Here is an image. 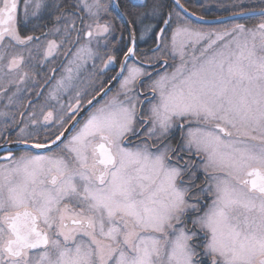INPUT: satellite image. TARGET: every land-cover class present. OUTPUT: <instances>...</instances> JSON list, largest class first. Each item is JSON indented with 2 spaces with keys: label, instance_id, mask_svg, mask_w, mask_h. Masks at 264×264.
Masks as SVG:
<instances>
[{
  "label": "snow or ice",
  "instance_id": "obj_1",
  "mask_svg": "<svg viewBox=\"0 0 264 264\" xmlns=\"http://www.w3.org/2000/svg\"><path fill=\"white\" fill-rule=\"evenodd\" d=\"M42 6L64 22L44 58L71 57L49 99L75 95L0 145V264H264V20L204 30L179 0L166 19L165 0H78L67 14L57 0H0V71L16 83L39 39L21 26ZM116 20L131 45L119 71L78 89ZM138 32L156 41L139 56Z\"/></svg>",
  "mask_w": 264,
  "mask_h": 264
},
{
  "label": "flooded vegetation",
  "instance_id": "obj_2",
  "mask_svg": "<svg viewBox=\"0 0 264 264\" xmlns=\"http://www.w3.org/2000/svg\"><path fill=\"white\" fill-rule=\"evenodd\" d=\"M182 5H184L189 11L195 13L198 16L204 18H213L217 16H222L229 14L227 12H222L221 14L214 15L213 11L217 10L212 3H207L205 0H194L190 2L189 0H179ZM42 5H47L52 3V0H40ZM63 4V11L67 13H75L77 9L72 5L78 3V0H57ZM122 4L126 5L128 0H121ZM167 5L165 9V16L167 18V11L173 10V0H165ZM214 9V10H213ZM138 11H144L143 8L138 9ZM179 11H181L179 9ZM82 15L86 14L83 9L80 10ZM182 12V11H181ZM184 14V13H183ZM19 17L22 18V12H19ZM59 15L57 12H53L46 7H41L37 17L32 18V23L28 25L21 26V32L25 35H34L39 37L38 40L31 42L28 47L32 49L33 57L31 63L24 68L29 75L25 78L24 83H16L18 79L17 73H11L5 75L0 71V145H4L8 141L15 142L18 139V133L20 128L24 127L25 123L30 120L29 114L31 112L36 113V118L42 121V116L48 110H52L54 114H59L61 112L60 104L67 106L68 103L72 102L74 98V91L69 90L68 92H61L59 103L55 100L49 99V93L56 87V81L66 74L65 69L70 66L68 61L71 57L65 56L63 53L64 48L59 49L58 54H54L53 57L48 59L44 58V51L48 40H56L60 43L63 37V21H57L55 16ZM185 15V14H184ZM189 18V17H188ZM174 19V17H173ZM192 22V27L195 29H214L220 24H203L194 21L189 18ZM103 22V20L101 21ZM116 25L119 31L114 34V36L109 37V45L107 48L100 47L99 52L105 58L101 60L99 57L93 59H88L87 63L80 69L79 80L74 79L73 83L77 85L78 89H82L84 85L81 81L86 80L90 74H95L101 80H107L111 76H115L119 71V63L123 61V51L126 47L131 46L128 44V32L125 30L126 26L121 27V21L116 20ZM157 25L156 31L160 27H167L162 23L157 21H151ZM55 27H61V32L56 33L54 31ZM82 27L80 20H76V28ZM175 27V24L172 25ZM53 29L52 32L49 30ZM48 33L47 36L44 34ZM73 37L76 33L72 34ZM170 36V32L168 33ZM137 39V55L139 56L141 52L148 51V49L155 47V36L152 34L145 35L141 38L140 33L136 34ZM168 41L166 40V43ZM83 43V41H82ZM94 51L96 50V45H92ZM199 47V46H197ZM74 50V49H73ZM111 54L116 57V64L110 65L108 68H104L103 64L107 57L105 55ZM172 63L171 57H166ZM93 63L95 67H93ZM131 63V61H130ZM175 63H179V57L177 56ZM54 70V71H53ZM149 71L155 73V69L149 68ZM163 71V69H160ZM171 71V69H168ZM19 89V90H18ZM41 92L42 95L37 96L36 93ZM31 102V103H30ZM43 109V113L41 112ZM30 130L37 132L38 135L44 136L47 132L43 129L38 128L35 125L30 126ZM18 148L22 149L23 147ZM4 151H0V156L6 155ZM14 154L19 155V151L14 149ZM198 176L203 179V173H198ZM199 182V181H198Z\"/></svg>",
  "mask_w": 264,
  "mask_h": 264
},
{
  "label": "trees",
  "instance_id": "obj_3",
  "mask_svg": "<svg viewBox=\"0 0 264 264\" xmlns=\"http://www.w3.org/2000/svg\"><path fill=\"white\" fill-rule=\"evenodd\" d=\"M190 2L194 0H189ZM208 4L211 2L212 5L217 9L214 10V15L221 14L222 12L234 13L238 11H246L264 8V0H205ZM228 6V7H227ZM228 9H227V8ZM261 16L249 17L234 22H240L243 24H256L261 20Z\"/></svg>",
  "mask_w": 264,
  "mask_h": 264
},
{
  "label": "water",
  "instance_id": "obj_4",
  "mask_svg": "<svg viewBox=\"0 0 264 264\" xmlns=\"http://www.w3.org/2000/svg\"><path fill=\"white\" fill-rule=\"evenodd\" d=\"M179 3L181 4L180 1H179ZM185 9H187L185 6L183 8H180V10L186 16H188L189 18L193 19L194 21H196L198 23L220 24V23H225L228 21L230 22V21L240 20V19H244V18L259 16L258 14H255V13H258L261 8L253 9V10H246V11H238V12L229 13V14L222 15V16L213 17V18H204V17L198 16L196 14L193 16L191 11H189L188 9H187V11H185ZM242 13H243V15H242ZM113 83H115V82H113ZM19 147H23V146H19Z\"/></svg>",
  "mask_w": 264,
  "mask_h": 264
},
{
  "label": "rangeland",
  "instance_id": "obj_5",
  "mask_svg": "<svg viewBox=\"0 0 264 264\" xmlns=\"http://www.w3.org/2000/svg\"><path fill=\"white\" fill-rule=\"evenodd\" d=\"M211 3V2H210ZM228 7V6H227ZM226 7V8H227ZM228 9V8H227ZM262 20H264V17H262L261 18V20L258 22V23H260ZM234 23H240V22H234V21H228V22H225V23H223V25H220V26H218V27H215L214 29H220V28H223V27H231V25L232 24H234ZM258 23H256V24H250V25H247V24H244L246 27H249V28H252V27H254L255 25H257ZM240 24H243V23H240ZM204 30H209V29H204Z\"/></svg>",
  "mask_w": 264,
  "mask_h": 264
}]
</instances>
